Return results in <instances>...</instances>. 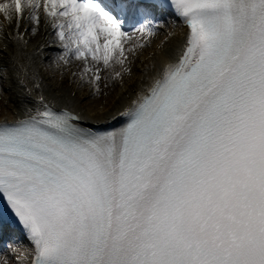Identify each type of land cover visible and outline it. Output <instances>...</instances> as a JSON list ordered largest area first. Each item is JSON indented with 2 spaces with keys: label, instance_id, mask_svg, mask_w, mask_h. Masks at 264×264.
Segmentation results:
<instances>
[{
  "label": "snow or ice",
  "instance_id": "1",
  "mask_svg": "<svg viewBox=\"0 0 264 264\" xmlns=\"http://www.w3.org/2000/svg\"><path fill=\"white\" fill-rule=\"evenodd\" d=\"M41 9L60 59L83 61L97 92L89 59L130 72L126 52L156 34V10L189 31L119 129H86L32 74L35 115L0 123V200L31 264H264V0L0 2L17 31Z\"/></svg>",
  "mask_w": 264,
  "mask_h": 264
},
{
  "label": "bare ground",
  "instance_id": "2",
  "mask_svg": "<svg viewBox=\"0 0 264 264\" xmlns=\"http://www.w3.org/2000/svg\"><path fill=\"white\" fill-rule=\"evenodd\" d=\"M40 16L39 25L25 22L19 31L15 28V20L9 25L0 16V22L4 24L0 27V122L35 114V94L33 99L27 97L28 90L36 81L27 80L26 85L20 83L25 80L21 73V66L25 64L41 78L43 94L52 106L71 109L86 128L106 126L117 120L124 107L139 98L162 74L165 62L177 57L178 45L183 37L180 27L160 21L157 32H162L141 37L140 43L144 47H137L132 53L126 52L125 67L130 68V72L122 73L119 78L111 69L105 70L102 64L95 65L89 59L90 67L102 69L98 82L100 90L97 92L95 85L80 79L83 61L69 57V62L65 64L60 59L64 54L62 42L54 36L51 19L43 14L42 9ZM24 19L27 20V11ZM30 28H36L35 33L27 30ZM20 35L23 39H18ZM134 43L135 38L125 44V49ZM115 68L120 70L118 65ZM11 249V264H24L26 249L21 245Z\"/></svg>",
  "mask_w": 264,
  "mask_h": 264
},
{
  "label": "rangeland",
  "instance_id": "3",
  "mask_svg": "<svg viewBox=\"0 0 264 264\" xmlns=\"http://www.w3.org/2000/svg\"><path fill=\"white\" fill-rule=\"evenodd\" d=\"M159 32H162V31H159ZM159 32H157L155 35H158ZM111 63L114 64V61L111 62ZM11 251H12V250H11ZM3 259H4L3 261H0V264H11V262H10V260H11L10 252L8 253V255H7V253H6V254L4 255Z\"/></svg>",
  "mask_w": 264,
  "mask_h": 264
}]
</instances>
